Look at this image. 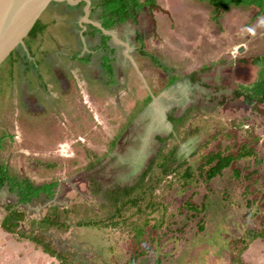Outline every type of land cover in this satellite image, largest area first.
<instances>
[{
	"label": "rangeland",
	"instance_id": "obj_1",
	"mask_svg": "<svg viewBox=\"0 0 264 264\" xmlns=\"http://www.w3.org/2000/svg\"><path fill=\"white\" fill-rule=\"evenodd\" d=\"M99 3L93 0L89 14L95 22L103 15ZM83 8L81 3L50 1L38 17L43 30L25 36V46L17 45L0 63V164L34 186L57 183L51 196L40 192L27 203L7 184L0 188V224L7 204L24 213L16 232L0 226V264H179L183 258L180 264H208L198 247L205 238L198 236L195 219L185 221L182 210L185 200L199 201L207 192L214 197L231 193L234 209L244 207L233 234L261 231L264 180L256 193L262 205L247 206L252 194L243 193V178L233 179L230 171L209 186L192 182L183 188L171 170L163 187L154 190L152 199L159 207L153 213L147 216V209L139 218L124 214L114 226L91 224L110 222L114 207L108 190L135 184L149 165L152 172L161 171L163 154L174 147L178 162L186 158L198 165L221 130L238 133L250 125L261 139L258 156L264 159V100L255 110L243 96H235L238 83L260 78L259 67L252 64L253 57L264 55L259 9L230 4L215 10L207 0H151L110 27L104 47L103 34L82 20ZM102 60L109 62L110 73ZM170 157L174 168L177 163ZM253 166L264 170V163L251 159L249 169ZM169 179L172 185L166 184ZM53 206L67 216L65 229L41 225ZM161 210L162 224L154 236L146 230L134 251L132 223L142 225L148 217L149 228ZM232 233H214L205 242L219 239L212 244L213 254L230 247L237 251ZM30 234L43 237L61 257L43 251ZM227 243V251L218 248ZM241 258L246 264H264V238L251 241Z\"/></svg>",
	"mask_w": 264,
	"mask_h": 264
},
{
	"label": "trees",
	"instance_id": "obj_2",
	"mask_svg": "<svg viewBox=\"0 0 264 264\" xmlns=\"http://www.w3.org/2000/svg\"><path fill=\"white\" fill-rule=\"evenodd\" d=\"M112 1L114 0H100V3L98 4L104 8L103 15L110 16V18H107L108 20L103 24L105 28H110L116 22H123L127 18L132 17L133 10H139L145 4H149L151 0H145L143 2L140 0H118L117 2H119V4H117L116 7L111 5ZM207 1L213 4L215 10H225L230 4H244L254 6L259 9L264 18V0ZM115 16H117V19L113 20V17ZM44 26L45 25H42L37 19L28 32L27 36L33 38L37 33H40V31L43 30ZM93 28L98 30L96 27ZM106 39L107 36L103 35L102 44L104 47H106ZM12 51L9 53L10 56L12 55ZM143 53H145V51ZM153 61L158 63L155 57H153ZM252 63L259 67V73H261L260 78L256 82L247 85L238 83L239 89L236 91L235 96H243L244 102L256 110L258 109V103H261L264 100V55H257L253 57ZM103 67L107 70V72H111L109 62L103 61ZM205 68L206 66L202 67V69ZM233 125H237L239 127L242 125V123L236 122L233 123ZM249 126L250 125H245L244 129L239 128L238 133H236L234 130L233 132L227 129H225V131L224 129L221 130L214 136V140L216 138H219V140L217 142L215 141L214 143H211L212 147H210L209 151L202 156L203 158L198 165L191 163V159L187 160L186 158L178 162V159H175L176 147H174L166 154H163L162 162L160 163L162 166L160 169L161 171L154 173L152 172V165H149V167H147L142 172L135 184L122 186L115 185L113 189L108 190L107 198L114 207V211L111 213V220L109 223H103L106 222V219H104L101 222L93 221L91 224L97 226L101 224L102 226L100 227H107L108 225L114 226L120 221L119 219H125L124 214H127L128 216H131V214H136V216L139 218V215H145V211L147 209V216L153 213V211L159 207V202L152 199L154 190L156 188L163 187L162 181H164L166 174L171 170H173L177 175V178L180 180L183 188H186V186H191L192 182H195L196 185L201 182H205L207 186H209L208 184H211L216 177L223 175L225 171H230L231 175L234 177L233 179L239 180L243 178L242 182H240V185L243 184V193L252 194V197L246 200V205L248 206L255 203L256 201L262 205V201L256 193L259 192V189L257 188V185L261 184L259 181L264 180V170L262 171V169H260L258 166H253L252 169H249V161L251 159H253L257 164L264 163V159L258 156V143L259 140L261 141V139H259V136L255 134L254 131H252V127ZM242 130L245 131V134H241ZM225 140H227V142ZM204 145L207 148L209 143L205 141L203 143V146ZM199 147H202V145H199ZM196 151L197 149L194 150L191 155L195 154ZM171 155L174 159L173 163H177L174 168L169 164V161H172V158L170 157ZM179 167L182 168V172L177 171ZM243 171L247 172L243 173ZM150 172L151 174H149ZM166 182L167 185H172L173 180L169 179ZM6 184L11 191L16 193L19 201L25 203L29 202L33 197L39 196L41 193L51 196L54 192L55 186L57 185L56 181H52L49 183H42L39 186H34L27 179L19 180L15 176L10 175L5 165L0 164V188ZM200 195L202 196L198 197L199 201H196L195 197H190L185 200L183 204L184 209H182L185 211V221L188 220L190 222L191 220L195 219L197 234L201 233L198 236L205 238L202 244L198 245L199 248L202 247L201 250H199L200 255L207 260L208 264H211V262L213 264H246L242 261L241 254L248 248V245L251 241L257 238H264V228H262L263 230L261 229V231L256 230V228H250L246 231V233H243L240 236H237L236 233L233 234L231 232V228L234 220L238 216V211L242 210L244 207L238 210L234 209L236 205L232 200L233 194L231 193L226 192L220 197H214L208 192ZM143 201H145L144 204L142 203ZM12 207L13 205L11 203L6 205V212L0 224L2 229L8 233H14L19 230V222L24 216L22 211L14 210ZM134 207H137L134 213H127ZM214 210L215 213H212ZM51 211L53 213L46 214L41 221V225L43 227H60L62 229L68 227V224L65 221V218L67 217L65 214L60 216L54 206L51 207ZM163 214V210H161V215L155 219V223L151 224L149 228L146 226L149 224L150 220L148 217H145L140 221L142 222V225L136 222L132 223L131 226L134 230L135 237L134 251L138 250V246L142 240V237L145 235L146 230L148 236H154L157 229L162 224L164 219ZM199 214H201V217L198 219ZM112 218L115 219L113 220ZM214 233L219 236L225 235L224 237H227V235L232 233V236H234L235 239H232L230 242L235 247H238V250L235 251V248H231L227 243V246L223 245L219 246L218 248H220L222 251H227V249L230 247L228 250L229 253L223 252V254H213V251L211 250V247L213 246L212 244L214 242L216 243L219 239H211V243H207L205 241L207 237L210 238ZM23 234L27 235L25 233ZM28 238L40 248H42V250L46 253L55 257H61V254L56 253V251L49 247V243L46 242L43 237L30 234L28 235ZM142 252H144V250H141L137 254H141ZM189 256H191V251H189V255L187 257V260L191 261V257ZM183 261L184 258L179 262L181 263ZM157 262H159V260H157Z\"/></svg>",
	"mask_w": 264,
	"mask_h": 264
},
{
	"label": "water",
	"instance_id": "obj_3",
	"mask_svg": "<svg viewBox=\"0 0 264 264\" xmlns=\"http://www.w3.org/2000/svg\"><path fill=\"white\" fill-rule=\"evenodd\" d=\"M50 1L52 0H0V63L17 45L25 46L24 37ZM53 1H67L70 4H77L81 0ZM84 1L86 5L82 16L83 19H81L93 24L102 33L112 35L111 30L88 18L90 0Z\"/></svg>",
	"mask_w": 264,
	"mask_h": 264
},
{
	"label": "flooded vegetation",
	"instance_id": "obj_4",
	"mask_svg": "<svg viewBox=\"0 0 264 264\" xmlns=\"http://www.w3.org/2000/svg\"><path fill=\"white\" fill-rule=\"evenodd\" d=\"M79 3H81V4H83V7H85V5H86V2L84 1V0H81L80 2H78L77 4H74V5H78ZM92 3H93V0H90V3H89V7H90V12L92 11V7H93V5H92ZM99 7H100V10H101V14H103V12H104V8L101 6V5H98ZM84 9V8H83ZM90 12H89V14H90ZM89 14H88V18L90 17L89 16ZM107 18H110V16L109 15H102L100 18H99V23L103 26V24H104V22H106V20H107ZM90 19V18H89ZM117 19V16H115V17H113V20H116ZM91 21H92V19H90ZM86 24L87 25H89V27L93 30V31H97V32H100L99 30H96V29H94L93 27H96V26H94L93 24H91V23H88V22H86ZM104 27V26H103ZM86 28V27H85ZM97 28V27H96ZM98 29V28H97ZM83 32V31H82ZM102 34H104V33H102ZM27 36V35H26ZM102 37H103V35H102ZM108 37V36H107ZM25 38V37H24ZM5 60H6V58H5ZM4 61V60H3ZM2 63V62H1ZM101 64L103 65V60H102V62H101ZM253 64V63H252ZM255 65V64H254ZM259 72H260V70H259ZM259 76H261V73H259ZM257 81V80H256ZM256 81H254V82H256ZM246 84V83H245ZM56 187V186H55Z\"/></svg>",
	"mask_w": 264,
	"mask_h": 264
},
{
	"label": "clouds",
	"instance_id": "obj_5",
	"mask_svg": "<svg viewBox=\"0 0 264 264\" xmlns=\"http://www.w3.org/2000/svg\"><path fill=\"white\" fill-rule=\"evenodd\" d=\"M105 28V27H104ZM106 29H109V28H106ZM99 30V29H98ZM100 31V30H99ZM101 32V31H100ZM102 33V32H101ZM104 35V34H103Z\"/></svg>",
	"mask_w": 264,
	"mask_h": 264
}]
</instances>
